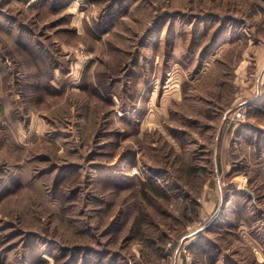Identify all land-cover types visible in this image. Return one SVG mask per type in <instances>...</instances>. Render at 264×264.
Listing matches in <instances>:
<instances>
[{
    "label": "rangeland",
    "instance_id": "1",
    "mask_svg": "<svg viewBox=\"0 0 264 264\" xmlns=\"http://www.w3.org/2000/svg\"><path fill=\"white\" fill-rule=\"evenodd\" d=\"M0 264H264V0H0Z\"/></svg>",
    "mask_w": 264,
    "mask_h": 264
},
{
    "label": "built area",
    "instance_id": "2",
    "mask_svg": "<svg viewBox=\"0 0 264 264\" xmlns=\"http://www.w3.org/2000/svg\"><path fill=\"white\" fill-rule=\"evenodd\" d=\"M237 116H240V114H239V113H237Z\"/></svg>",
    "mask_w": 264,
    "mask_h": 264
}]
</instances>
